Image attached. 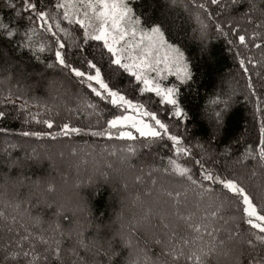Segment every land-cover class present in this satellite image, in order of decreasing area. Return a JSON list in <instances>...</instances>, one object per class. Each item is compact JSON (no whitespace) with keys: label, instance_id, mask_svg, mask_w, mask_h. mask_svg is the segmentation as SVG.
I'll return each mask as SVG.
<instances>
[{"label":"trees","instance_id":"16d2710c","mask_svg":"<svg viewBox=\"0 0 264 264\" xmlns=\"http://www.w3.org/2000/svg\"><path fill=\"white\" fill-rule=\"evenodd\" d=\"M12 3L0 0V264H171L168 244L208 253L204 264H264L261 234L246 223L242 202L203 179L207 170L238 181L264 209V0L128 2L142 28L161 26L184 54L192 78L168 81L179 89L184 118L111 64L101 42H82L83 31L63 19L56 0H39L66 30L54 29L67 60L81 69L86 60L97 62L110 85L157 113L189 156H177L167 137L92 135L112 133L106 121L124 110L57 65L54 38L33 22L23 0ZM65 123L81 133L63 135ZM170 159L190 168L196 183L172 171ZM57 246L60 260L46 250Z\"/></svg>","mask_w":264,"mask_h":264},{"label":"snow or ice","instance_id":"6c2138e0","mask_svg":"<svg viewBox=\"0 0 264 264\" xmlns=\"http://www.w3.org/2000/svg\"><path fill=\"white\" fill-rule=\"evenodd\" d=\"M210 2L219 5L221 0H210ZM9 3L13 8L16 7L12 0H9ZM23 6L25 11L35 13L34 20L32 16H29V19L33 20L41 29L49 32L54 38L57 46L54 50L56 64L67 69L74 77L79 78L80 83H87L88 88L95 97L100 100H107L115 108L123 109L125 113H128L115 116V118L106 121L108 129L118 130L117 138L131 141L145 138V140L155 141L167 137L175 145L177 156L190 155V150L183 146L181 138L169 133L168 125L158 118L157 113L147 110L143 104L134 102L122 94L114 85H110L105 80L102 69L97 62L86 60L85 67L81 69L73 66L67 60L66 42L58 37L54 29H59L65 33L66 30L60 23H52L55 17L50 12L39 8V0H23ZM54 7L61 10L64 20H67L69 24L78 26L83 31L84 40L82 42L88 40L101 42L111 56V64L130 73L137 82L143 84V92L154 93L156 96L162 97L163 103L173 106L175 117H186V113L179 107L177 100L179 89L176 87H161L158 82L149 76L150 72L162 76V72L167 71L168 74L175 76L182 84L192 78L183 52L172 43H169L161 26L151 27L147 33L141 31L137 38L138 29L136 26L140 22L134 19L127 0H56ZM0 27H4V25L0 24ZM9 34L13 35L14 33L9 30ZM239 41L241 44L246 43L245 36L240 35ZM40 51H44V49L41 48ZM133 53L137 54L134 55ZM125 60L129 62L125 63ZM243 63L241 61L242 65ZM160 65H163V69ZM89 107L94 108L96 106L89 105ZM215 115L218 121L222 120L223 117L220 112ZM4 116L5 113L0 110V118ZM38 122L44 123L49 129L53 127V122L50 120ZM81 131V128L67 123L62 126V133L65 136L70 133L80 134ZM23 135L41 134L24 132ZM92 135H107L110 139L112 138L111 131L93 132ZM128 151L135 152L136 149L129 147ZM259 155L264 159V147L261 148ZM168 163L171 170L178 173L180 177L196 183L192 180L190 168L172 159ZM196 163L200 162L196 161ZM201 167H203L202 164ZM203 179L210 183H218L228 191L232 198L242 202L244 205L242 212L247 216L246 223L251 228L258 230L261 234L258 239L264 243V209L258 208L245 188L238 181L221 179L207 170L204 171ZM200 187L203 188L204 185L201 184ZM210 190L206 189V191ZM195 230L200 231L199 228ZM24 239H28V237H24ZM39 240L40 243L46 246L49 243L43 237H40ZM157 242L159 243V241ZM184 243L187 244L188 241ZM247 243L251 245L252 241L248 240ZM165 247L167 249L165 254L170 259L171 264H182V262L187 264L189 261H191V264H204V257L208 255V253L197 254L196 251L191 250L185 252L183 248H178L172 244ZM46 250H50L52 255L60 260L61 249L59 246ZM22 255L28 257L29 252L24 251ZM39 258L37 257V259ZM44 259H47V257H44Z\"/></svg>","mask_w":264,"mask_h":264},{"label":"rangeland","instance_id":"374dc122","mask_svg":"<svg viewBox=\"0 0 264 264\" xmlns=\"http://www.w3.org/2000/svg\"><path fill=\"white\" fill-rule=\"evenodd\" d=\"M129 1H131V0H127V2H129ZM135 20H138V19H135ZM139 21V20H138ZM137 27V29H138V31H137V38L139 37V35H140V33H141V31L142 32H144V33H147L149 30H150V28H142L141 26H140V23L136 26ZM145 43H147V41H145ZM175 46V45H174ZM176 47V46H175ZM134 55L135 54H137V53H133ZM185 61H186V59H185ZM125 63H127V62H129V61H127V60H125L124 61ZM187 62V61H186ZM188 64V63H187ZM160 67H161V69H163V65H160ZM149 76H151L156 82H158L160 85H161V87H175L174 86V84H170V83H168V81H169V79L171 78V77H175V76H172V75H170V74H168V72L167 71H163L162 72V76L161 75H157L156 73H149ZM142 85V88H143V84H141ZM231 96V95H230ZM162 98V97H161ZM180 107V106H179ZM181 108V107H180ZM173 111H175V109H173ZM123 114H128V113H123ZM113 118H115V117H113ZM113 118H111V119H113ZM113 130V132H112V136H118V130L117 129H112ZM124 130H131V129H124ZM133 132H134V130H132ZM135 134V133H134ZM73 211H74V213H79V214H82V215H85L86 214V211H85V209H83L82 207H75V208H73ZM76 213V214H77ZM209 213L206 211L203 215H202V217L203 218H206V217H208L209 218Z\"/></svg>","mask_w":264,"mask_h":264}]
</instances>
